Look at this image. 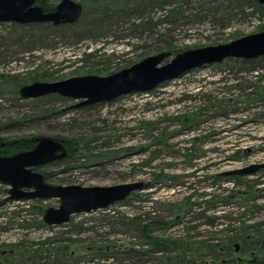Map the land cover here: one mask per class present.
<instances>
[{
  "label": "rangeland",
  "instance_id": "374dc122",
  "mask_svg": "<svg viewBox=\"0 0 264 264\" xmlns=\"http://www.w3.org/2000/svg\"><path fill=\"white\" fill-rule=\"evenodd\" d=\"M73 1L83 13L72 24L0 22V142L68 141L69 158L38 168L52 185L144 182L145 189L48 226L44 212L58 199L8 201L10 186L0 183V264H158L161 255L148 252L152 247L129 224L175 216L169 227L151 226L152 235L217 242L244 228L262 234L263 244L253 248H264V170L222 175L264 163V57L206 65L152 91L90 105L57 94L20 95L37 81L108 76L167 52L162 66L186 50L259 33L264 2ZM236 244L227 260L264 262V251L244 253V243ZM104 245L114 250L89 249ZM66 249L71 259L62 256Z\"/></svg>",
  "mask_w": 264,
  "mask_h": 264
},
{
  "label": "water",
  "instance_id": "95a60500",
  "mask_svg": "<svg viewBox=\"0 0 264 264\" xmlns=\"http://www.w3.org/2000/svg\"><path fill=\"white\" fill-rule=\"evenodd\" d=\"M46 0H0V22L20 24L52 23L55 26L77 22L83 13L82 4L61 0L53 11H45L40 4ZM264 2V0H260ZM264 56V31L243 36L226 44L186 50L169 63L167 52L150 56L133 66L108 76L86 75L56 82H34L20 89L23 99L57 94L83 100V105L113 101L131 93L149 92L163 83L178 78L193 69L219 64L227 59L255 60ZM36 146L11 156L0 155V183L10 186L8 201L58 199V207H49L43 215L48 226L68 223L76 214H89L107 209L126 200L133 192L145 189L144 182L114 186L84 187L81 185H52L38 171L68 157L64 141L50 136L36 139ZM264 170V163L224 172L223 176H248ZM239 244L235 250L238 252Z\"/></svg>",
  "mask_w": 264,
  "mask_h": 264
},
{
  "label": "trees",
  "instance_id": "16d2710c",
  "mask_svg": "<svg viewBox=\"0 0 264 264\" xmlns=\"http://www.w3.org/2000/svg\"><path fill=\"white\" fill-rule=\"evenodd\" d=\"M40 4L44 7L45 11H52L56 7L49 5L46 2H42ZM226 61L241 62V64H246L249 62L244 59H227ZM222 63H225V61ZM222 63H219V65H221ZM36 139L37 137H22L7 141L5 143L0 142V155L11 156L18 152L31 150L37 144ZM55 139L64 141L68 149H70V151H73L68 141L59 138ZM241 195L243 198H246L247 192H241ZM174 219H176V216L174 217ZM173 220L163 218L159 222L155 220L147 221L145 224H142V222H140L139 224H129L130 226L136 227L152 247L151 250H147L148 252L159 254V256L161 255L159 258L160 262L158 264H240L237 263L239 262L237 259L227 260V258L231 256L233 257V254L235 253V244L238 242L244 243V253H248L250 249L261 252L264 251V248H260L258 250L253 248L255 247V245L263 244L260 239L263 235L259 233L249 234L244 228L233 230L232 234L229 237H226L223 240H219L217 242H209L208 240L192 241L191 238L185 239L181 237L176 239L159 238L152 235V231L150 230L151 226H156L157 228H166L173 224ZM208 223L215 225L214 220H208ZM247 229L249 231V228ZM70 245H67L65 247L70 248ZM262 247H264V245ZM89 249L93 252H106L113 249V247L104 245L92 246ZM64 252L65 253L62 256H64L65 260L71 259L74 255V253L69 252L67 249ZM254 264H264V262Z\"/></svg>",
  "mask_w": 264,
  "mask_h": 264
},
{
  "label": "flooded vegetation",
  "instance_id": "af4514ba",
  "mask_svg": "<svg viewBox=\"0 0 264 264\" xmlns=\"http://www.w3.org/2000/svg\"><path fill=\"white\" fill-rule=\"evenodd\" d=\"M45 2V1H44ZM55 10V9H54ZM53 11V10H52ZM68 148V147H67ZM68 151H69V154H68V157L67 158H69L71 155H70V149H68ZM66 159V158H65ZM46 166H48V165H46Z\"/></svg>",
  "mask_w": 264,
  "mask_h": 264
}]
</instances>
